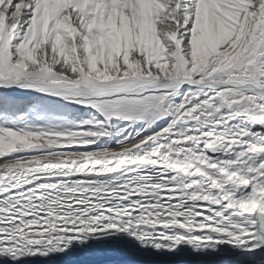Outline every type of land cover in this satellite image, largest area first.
<instances>
[{
    "label": "snow or ice",
    "instance_id": "6c2138e0",
    "mask_svg": "<svg viewBox=\"0 0 264 264\" xmlns=\"http://www.w3.org/2000/svg\"><path fill=\"white\" fill-rule=\"evenodd\" d=\"M0 264H264V0H0Z\"/></svg>",
    "mask_w": 264,
    "mask_h": 264
},
{
    "label": "rangeland",
    "instance_id": "374dc122",
    "mask_svg": "<svg viewBox=\"0 0 264 264\" xmlns=\"http://www.w3.org/2000/svg\"><path fill=\"white\" fill-rule=\"evenodd\" d=\"M4 159H7V158H4Z\"/></svg>",
    "mask_w": 264,
    "mask_h": 264
}]
</instances>
